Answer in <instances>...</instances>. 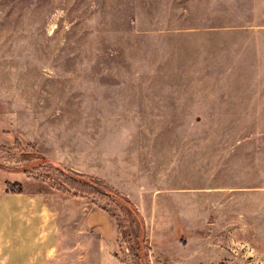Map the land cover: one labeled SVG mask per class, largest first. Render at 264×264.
Here are the masks:
<instances>
[{
    "label": "rangeland",
    "instance_id": "374dc122",
    "mask_svg": "<svg viewBox=\"0 0 264 264\" xmlns=\"http://www.w3.org/2000/svg\"><path fill=\"white\" fill-rule=\"evenodd\" d=\"M70 170L133 202L64 192ZM14 183L55 213L37 264H264V0H0Z\"/></svg>",
    "mask_w": 264,
    "mask_h": 264
},
{
    "label": "crops",
    "instance_id": "0c3cea01",
    "mask_svg": "<svg viewBox=\"0 0 264 264\" xmlns=\"http://www.w3.org/2000/svg\"><path fill=\"white\" fill-rule=\"evenodd\" d=\"M55 161L62 163L61 159ZM82 212L89 229L99 230L104 236L107 235L103 234V229H113L114 223L106 210L91 207L88 210L83 208ZM54 216V211L38 193L24 186L22 191H7L5 197L0 199V260H5L7 264H37L46 261L56 248L53 243L55 226H51ZM102 219L105 225L101 221L95 223ZM95 224L99 226L95 227ZM39 255L45 257L39 258Z\"/></svg>",
    "mask_w": 264,
    "mask_h": 264
},
{
    "label": "trees",
    "instance_id": "16d2710c",
    "mask_svg": "<svg viewBox=\"0 0 264 264\" xmlns=\"http://www.w3.org/2000/svg\"><path fill=\"white\" fill-rule=\"evenodd\" d=\"M67 178L65 180H63L62 182H60L58 184V187H61L59 189L63 190L64 192H68L70 193L71 190H74V194L75 195H83L86 194L88 189H102V188H107V187H113L116 191L115 193L119 196V197H123V199L125 201H127L128 203L131 204V201L133 202V200L131 198L128 197V195L121 191L120 189L114 187L113 185L109 184L108 182H103V179L98 178V177H92L91 175L85 174V173H80L77 171H73L70 170L69 173H66ZM104 186V187H103ZM66 187V189H65ZM23 186L21 183H14L13 186H9L8 190L9 191H22ZM101 209H104L107 211L106 208L104 207H100ZM99 221L103 222L102 220H96L95 223H99ZM102 225H105V223L103 222ZM99 226V224H95L94 225ZM106 231V230H105ZM103 229V232H105Z\"/></svg>",
    "mask_w": 264,
    "mask_h": 264
}]
</instances>
